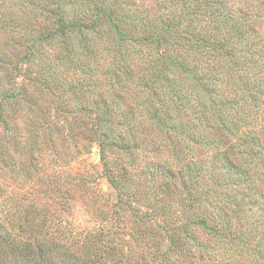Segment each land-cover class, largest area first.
I'll list each match as a JSON object with an SVG mask.
<instances>
[{
    "label": "trees",
    "instance_id": "16d2710c",
    "mask_svg": "<svg viewBox=\"0 0 264 264\" xmlns=\"http://www.w3.org/2000/svg\"><path fill=\"white\" fill-rule=\"evenodd\" d=\"M5 1L0 0L3 9ZM138 1L148 6L147 0ZM13 2L12 12L1 18L4 30L25 26L23 16L30 13L33 22L30 17L25 32L37 31L35 20L45 27L19 57L33 68L29 85L18 83L4 68L11 57L9 46L0 44L5 71L0 75V126L6 133L13 128L30 158L53 141L52 150L64 149L63 159L72 141L48 120L41 97L51 95L57 109L89 119L95 113L98 123L80 141L89 149L99 146L114 195L102 192L94 171H70L75 182L67 194L81 193L109 223L98 228L78 229L48 213L39 218L29 210L17 213L9 207L5 213L0 208V264H232L235 256L220 249L235 245L238 255L250 251L255 263L264 264V75L253 66L257 60L242 55L249 47L252 57H263L264 49L252 40L238 50V33L243 39L247 33L240 30L234 10L223 0H170L181 8L170 10L159 24L158 16H141L140 8L133 13L134 4L122 0ZM131 28L141 34L127 35ZM106 29L114 33L107 43ZM11 48L22 54L15 45ZM76 52L81 57L76 59ZM88 55L102 59L98 67L84 64ZM9 64L19 70L15 61ZM78 70L93 79L80 83L70 78ZM5 80H13L12 87ZM104 81L116 92L105 89ZM27 86L41 96L29 95ZM92 86L100 98L91 93L80 99L83 103H64L72 100L67 87L89 93ZM5 137L0 135L4 153ZM149 145L169 153L172 165L146 161ZM2 157L9 168L26 166L7 153ZM148 174L154 183L162 176L165 189L174 182L173 201L134 192ZM58 189L55 194L65 198L63 188ZM256 234L260 241L252 246Z\"/></svg>",
    "mask_w": 264,
    "mask_h": 264
},
{
    "label": "rangeland",
    "instance_id": "374dc122",
    "mask_svg": "<svg viewBox=\"0 0 264 264\" xmlns=\"http://www.w3.org/2000/svg\"><path fill=\"white\" fill-rule=\"evenodd\" d=\"M122 1H128L129 3H133L134 6L131 8L133 13L138 14L137 8H140L142 11L141 16L145 15H151L152 17L158 16L159 24H161V21H164L165 19L161 20V17H165L169 13L170 10L174 8H181L180 3L174 2L170 3V0H147L148 6H142V2L136 1V0H122ZM227 3V6L232 8L236 15H238V26L240 27V30H244L247 34V38L243 39L242 36H239L241 32L238 33V50H241V45L245 44L246 42H250L253 40V42H257L256 46L258 48L264 49V0H223ZM17 2V1H15ZM13 0H6L5 1V7L4 9L0 7V44L3 46L5 45L4 42L9 46L7 50L8 56L11 58H7L6 61L8 64H5V69H9L10 73L12 72V76H14V80H16L18 83L29 85L28 76L30 71L33 69H29L30 63H26V61L21 60L19 57L24 54V46L26 44H31L32 39L38 37V31L45 27V25H42L44 21L35 20V23H33V26L37 28V31H33L31 33L25 32L26 27L29 26L31 23L29 21L31 14L23 17V22L21 24H25V26L18 28L14 30L13 32L10 31V29L4 30L2 28V16L3 15H9L8 12H12L10 9L11 5L13 3ZM1 4V3H0ZM21 6L20 4H18ZM179 5V7H178ZM129 6V5H126ZM19 9L18 7H16ZM66 8L70 15L74 14V7L70 5H66ZM29 8H26L27 11ZM20 12L24 10V8L19 9ZM140 13V12H139ZM11 15V14H10ZM13 16V14L11 15ZM162 17V18H163ZM31 21L32 17H31ZM186 22V21H185ZM28 25V26H27ZM30 27V26H29ZM242 27V28H241ZM27 30V29H26ZM239 30V31H240ZM21 32V33H17ZM29 32V31H28ZM127 35H134L139 36L141 33H138L135 31V29L131 28L129 30H126ZM245 34V33H242ZM114 37V33H111L110 29H106L105 35H103V40L107 43L111 40V38ZM25 38V39H22ZM13 45L16 46L15 52L17 53V50L22 52L21 55L14 54V51L11 47ZM47 49V47H46ZM76 50V48H75ZM241 52H238V56L241 55ZM253 51L249 49V47L246 48V51L242 52V55L245 57H248V60L251 62L256 61V63L253 65L255 66V69L260 72V75H264V53H262L263 57H252ZM74 54L72 53V56ZM76 59L78 57H81V54L79 52H76L75 54ZM5 59V56H2ZM83 57V56H82ZM76 59H74V62H76ZM84 64H87L89 66H99V62L102 61L97 57H90L88 55L84 58ZM15 61L16 64L19 65V70H13L12 65L9 64L10 62ZM78 63V62H76ZM258 67V68H257ZM261 71H260V70ZM82 70H78L77 73L72 76L70 73V78H74L75 80H82L80 83H87L88 80H92L94 75L85 74L83 75L80 73ZM5 71L0 68V75L1 77L4 76ZM103 78L105 76L101 74ZM96 77H100V75H96ZM13 81V80H12ZM12 81L5 80L3 81L4 85L6 87H12ZM14 82V81H13ZM105 85V89L116 92L114 88L107 85V82H103ZM93 85V84H92ZM81 86V85H80ZM28 92L29 95L33 96H41L38 92L34 91L33 87H29ZM66 95L71 96L72 100H64L65 104H77V103H83L81 102V98L87 100L89 98L88 96L92 93L93 96H97V98H100L98 94V88H95L94 86L91 87V92L89 93H82V91L75 92V90H71L69 87H67ZM33 93V94H32ZM96 94V95H95ZM259 98H262V96H259ZM109 100H112L111 95H109ZM103 104L102 100H100ZM26 103V100H25ZM63 103V104H64ZM56 102L55 100L49 95V97H41V106H43V109L48 114V120H51L52 123H56L58 127H60L61 131L64 132V134H68L67 139L71 140L72 143H69L66 145L67 149L69 150L66 155H64L60 159L59 157L62 156V147H57L58 151L52 150V144L53 141L50 143H44L42 144V151L38 153H32V157L30 158V152L29 154H24V148L23 143H19L17 139H15L13 136L15 135V131L12 128V132L6 133L4 131L3 125L0 126V135L5 134L6 137L4 138V143L2 146H5L7 149V155H9L12 160H15L17 162L25 161V163H21L22 166L25 167H19V168H9L6 165V160H3V154L6 155L4 152H0V208L6 213L9 210V207L17 211V213L22 212L25 213L26 210H29L31 213V216H39V218L44 217L46 213L47 215H53L56 217H59L61 219L67 220L70 223H72L76 228L78 229H89V228H98L102 225H109L108 222L102 220V216L100 213L95 212L96 210L94 208H91L87 205V199H83L81 193H76L75 191H70L67 194V188L69 187V184L74 183L73 178L71 176V170H90L94 171L96 176V182L99 183V186L102 190V192L107 193L109 197H113L114 192L113 188L111 187V184L107 177L103 174V165L101 162V155H100V148L99 146L94 143L92 149H89V146L86 147L82 144L80 140L85 139V135L87 134V131L91 128H93V123L97 124L98 121L96 119V115L91 114L90 119L88 116H84L81 113H72L68 111H62L61 109L56 108ZM69 107V106H68ZM72 109L71 107H69ZM69 109V110H70ZM78 109V108H76ZM123 112L127 113L129 112L127 108L123 109ZM116 119H119V116H115ZM119 121L121 122V116ZM11 127V124H10ZM126 129H121V131L125 132ZM90 132V131H89ZM91 134V133H90ZM78 135V136H77ZM91 136V135H90ZM79 138V139H78ZM150 148H148V153L146 156L148 159L146 161L152 160L156 162V165H159L163 163V160H166L169 165H172V157L169 153L166 151L164 153H161L157 150L156 146L149 145ZM60 148V150H59ZM57 153V154H55ZM20 162L18 163V165ZM33 164V165H32ZM94 168H100L95 171ZM102 168V169H101ZM155 171L163 172V168H154ZM176 169V168H172ZM73 174V173H72ZM80 179V178H77ZM140 180H138L139 182ZM70 182V183H69ZM166 182L164 181V178L160 175L156 177V182L154 183L153 177L151 174H148V177L142 178V182H140V187L138 189L135 188V193H141V195L148 193L149 195L155 196L158 194V197L160 199H165L167 201H173V189L174 182L169 186L168 189H165L163 187V184ZM154 184V185H153ZM137 187V186H136ZM58 188H63L62 190L66 193L64 195L65 198H60L59 195L62 194V192L55 194V190ZM171 188V189H170ZM59 190V189H58ZM61 190V191H62ZM59 194V195H58ZM162 194H166L167 197H164ZM68 196V197H67ZM69 198V199H66ZM68 201L66 203V201ZM136 204V203H135ZM138 206V204H137ZM95 210V211H94ZM257 218V214H255L254 219ZM238 225V221H236ZM243 231H245L243 229ZM203 237L207 240L209 238L210 242L213 243L211 240L210 235H203ZM260 241V236L256 234L251 242L252 246L255 243H258ZM262 241V240H261ZM264 243V240L262 241ZM153 250L157 251L156 246L153 247ZM221 252H224L223 255L227 256H235V259L233 260L232 264H258L255 263L257 260L255 259V255L251 257L248 255L250 252H246V254L238 255L239 249L238 246L235 245L233 248H221ZM246 255V256H244Z\"/></svg>",
    "mask_w": 264,
    "mask_h": 264
}]
</instances>
